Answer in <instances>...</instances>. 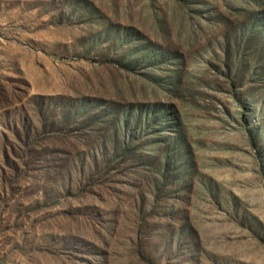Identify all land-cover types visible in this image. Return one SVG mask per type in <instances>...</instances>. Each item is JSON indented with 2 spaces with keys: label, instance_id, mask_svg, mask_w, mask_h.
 I'll use <instances>...</instances> for the list:
<instances>
[{
  "label": "rangeland",
  "instance_id": "obj_1",
  "mask_svg": "<svg viewBox=\"0 0 264 264\" xmlns=\"http://www.w3.org/2000/svg\"><path fill=\"white\" fill-rule=\"evenodd\" d=\"M0 264H264V0H0Z\"/></svg>",
  "mask_w": 264,
  "mask_h": 264
}]
</instances>
